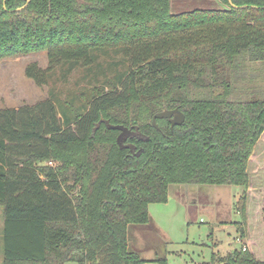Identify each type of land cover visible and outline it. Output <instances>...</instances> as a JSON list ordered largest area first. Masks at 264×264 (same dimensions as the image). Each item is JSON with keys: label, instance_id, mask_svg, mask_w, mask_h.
<instances>
[{"label": "trees", "instance_id": "1", "mask_svg": "<svg viewBox=\"0 0 264 264\" xmlns=\"http://www.w3.org/2000/svg\"><path fill=\"white\" fill-rule=\"evenodd\" d=\"M26 1L0 0V60L45 50L46 67L24 75L49 88L35 105L0 109L2 264H142L128 227L148 224L169 186L249 188L264 98L245 64H264V0L178 14L171 0H30L16 11ZM173 109L182 125L152 124ZM104 122L137 132L125 141L135 150ZM246 202L235 204L243 241ZM262 203L264 233V191ZM195 264L264 260L247 245Z\"/></svg>", "mask_w": 264, "mask_h": 264}, {"label": "rangeland", "instance_id": "2", "mask_svg": "<svg viewBox=\"0 0 264 264\" xmlns=\"http://www.w3.org/2000/svg\"><path fill=\"white\" fill-rule=\"evenodd\" d=\"M218 8L223 7L217 0H171L173 14ZM30 63H37L40 68H45V50L0 60V109L32 106L47 98L49 87H39L24 75V69ZM245 67H248L246 76L252 75L254 93L264 98V64L250 63L245 64ZM202 72L203 81L211 82L214 79L209 68H203ZM217 73L219 74L218 70ZM247 84L248 80L240 82L242 89H246ZM247 170L250 177L249 188H239V192L233 186H169L165 205L148 206V224H132L128 227L129 250L145 261L142 264H195L208 261L212 253L224 255L239 250V245L235 243L238 233L234 223L240 218L235 204L243 194L247 198L248 228L256 230L258 226L257 231L262 232L260 208L264 191V134L253 149ZM2 231L3 216L0 208V264L3 259Z\"/></svg>", "mask_w": 264, "mask_h": 264}, {"label": "water", "instance_id": "3", "mask_svg": "<svg viewBox=\"0 0 264 264\" xmlns=\"http://www.w3.org/2000/svg\"><path fill=\"white\" fill-rule=\"evenodd\" d=\"M30 0H27L25 5L16 9V11H22L26 8ZM228 3L232 8H235L231 2V0H228ZM157 119H167L170 123L171 129L174 126H180L184 122V115L178 110V109H173V110H164L162 112L156 113L153 118H152V124L156 127L155 121ZM103 120L100 119V123H102ZM106 127L108 129H114L119 131V135L116 138V143L121 149H129L131 152L135 150V147L132 144H125V141L127 137L130 136H136L139 135L137 132H131L130 130L123 128L122 126H111L108 124V122H104ZM98 128V125L97 127ZM140 151H137L136 155H139Z\"/></svg>", "mask_w": 264, "mask_h": 264}, {"label": "crops", "instance_id": "4", "mask_svg": "<svg viewBox=\"0 0 264 264\" xmlns=\"http://www.w3.org/2000/svg\"><path fill=\"white\" fill-rule=\"evenodd\" d=\"M238 188V187H236ZM238 188V192H239ZM236 199H238V194L236 196ZM235 199V201H236ZM166 204V203H165ZM162 204V205H165ZM263 204V203H262ZM262 208V205H261ZM260 208V209H261ZM257 225V223H256ZM249 227H251L249 225ZM258 226L256 227V230H253V228H248V236L244 239V243H246L249 247L250 252L253 253V255L256 257V259L263 261L264 260V233H263V226H262V232L257 231ZM238 236V234H237ZM236 238V237H235ZM1 251V250H0Z\"/></svg>", "mask_w": 264, "mask_h": 264}, {"label": "built area", "instance_id": "5", "mask_svg": "<svg viewBox=\"0 0 264 264\" xmlns=\"http://www.w3.org/2000/svg\"><path fill=\"white\" fill-rule=\"evenodd\" d=\"M235 243L239 245V247H240L239 250H241V251L247 250V244L244 243V241L239 236H237L235 238Z\"/></svg>", "mask_w": 264, "mask_h": 264}]
</instances>
